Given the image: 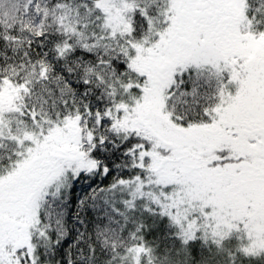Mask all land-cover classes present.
I'll return each instance as SVG.
<instances>
[{
	"label": "snow or ice",
	"instance_id": "1",
	"mask_svg": "<svg viewBox=\"0 0 264 264\" xmlns=\"http://www.w3.org/2000/svg\"><path fill=\"white\" fill-rule=\"evenodd\" d=\"M0 264H264V0H0Z\"/></svg>",
	"mask_w": 264,
	"mask_h": 264
}]
</instances>
